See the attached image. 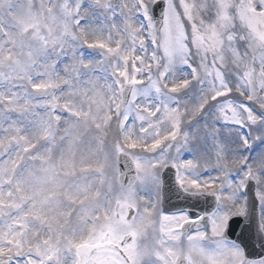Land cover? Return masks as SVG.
Segmentation results:
<instances>
[{
	"label": "snow or ice",
	"instance_id": "1",
	"mask_svg": "<svg viewBox=\"0 0 264 264\" xmlns=\"http://www.w3.org/2000/svg\"><path fill=\"white\" fill-rule=\"evenodd\" d=\"M0 264H264V0H0Z\"/></svg>",
	"mask_w": 264,
	"mask_h": 264
}]
</instances>
